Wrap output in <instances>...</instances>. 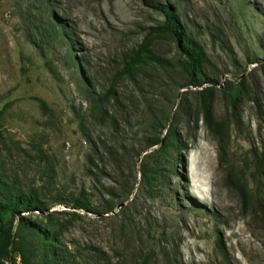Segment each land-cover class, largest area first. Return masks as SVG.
<instances>
[{"label":"rangeland","instance_id":"1","mask_svg":"<svg viewBox=\"0 0 264 264\" xmlns=\"http://www.w3.org/2000/svg\"><path fill=\"white\" fill-rule=\"evenodd\" d=\"M169 1L203 47L199 88L184 87L176 41L150 30L166 0H0V176L45 204L15 222L56 232L61 264H264V0ZM206 88L219 132L203 123ZM166 130L151 197L144 140Z\"/></svg>","mask_w":264,"mask_h":264},{"label":"trees","instance_id":"2","mask_svg":"<svg viewBox=\"0 0 264 264\" xmlns=\"http://www.w3.org/2000/svg\"><path fill=\"white\" fill-rule=\"evenodd\" d=\"M154 6L163 15L164 21L161 25L150 30L152 33L165 35L176 41L178 50L186 59L185 61L190 70L189 80L184 87L199 88L202 84L208 83L210 80L202 72V65L205 61L203 47L189 33L185 21H181L178 18L175 4L166 0V4H154ZM53 24V33L60 39L66 40L67 48L72 50L73 45L66 38L67 35H70L68 33L62 34V30L58 32ZM32 42L36 47H40L42 44L37 35L33 36ZM198 93L203 98V123L209 130L215 129L216 132H219V128L214 126L212 115L213 88L201 89ZM241 93L242 91L238 87L232 89L230 98L233 105H235ZM107 98L108 96L104 94L98 100L103 101V99L106 100ZM180 112L186 119L192 117L189 109H183ZM169 138H171V134L169 130H166L163 137H151L144 140L143 150L157 147L155 151L144 156L139 168L141 182L147 189L146 193L151 197L156 195L155 185L162 179L160 161L168 157L171 147L168 143ZM109 195H113V193H109ZM72 207L74 210L96 213V210L91 209L81 199L73 200ZM114 207L113 205L105 209V213L113 212ZM130 207L131 204L121 207L117 213L113 214V217L125 216ZM19 210L28 213H41L45 210V204H43L36 192H23L6 182L3 176H0V256L6 260V262H0V264H15L17 256L21 258L22 264H61L60 251H65L67 254L70 252L67 248H61L57 233L41 227L29 218L20 217L15 222ZM173 255L175 256L176 254L174 253Z\"/></svg>","mask_w":264,"mask_h":264}]
</instances>
